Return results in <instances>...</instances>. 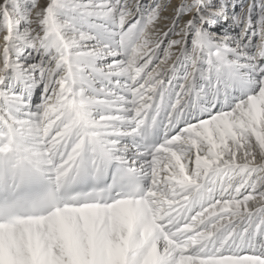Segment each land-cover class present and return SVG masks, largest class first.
<instances>
[{
    "label": "snow or ice",
    "instance_id": "snow-or-ice-1",
    "mask_svg": "<svg viewBox=\"0 0 264 264\" xmlns=\"http://www.w3.org/2000/svg\"><path fill=\"white\" fill-rule=\"evenodd\" d=\"M0 264H264V0H0Z\"/></svg>",
    "mask_w": 264,
    "mask_h": 264
}]
</instances>
